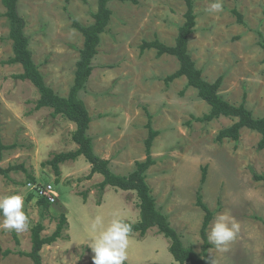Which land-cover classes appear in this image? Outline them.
<instances>
[{
  "label": "rangeland",
  "instance_id": "374dc122",
  "mask_svg": "<svg viewBox=\"0 0 264 264\" xmlns=\"http://www.w3.org/2000/svg\"><path fill=\"white\" fill-rule=\"evenodd\" d=\"M213 2L194 0L196 26L189 36V51L207 81L224 77L219 92L226 100L239 105L245 97L254 116L262 117L264 0H221V12L209 11ZM18 5L27 22L30 48L46 82L60 95L68 96L84 45V36L73 21L91 24L98 0H19ZM108 5L111 20L101 34L92 74L79 94L92 117L88 134L94 152L110 160L115 173L129 175L136 161L147 157L151 114L159 134L152 146L155 163L147 170V182L158 208L185 246L202 251L206 212L197 205L200 191L213 212L208 235L215 218L225 212L239 225L227 251H218L211 244L207 264H264V180L257 177L264 176V149L258 148L261 134L245 127L239 140L219 142L218 133L237 118L197 120L210 112V104L200 98L196 88L187 85L186 77L165 81L178 70L177 57L158 56L156 48L141 50L144 41L155 38L175 44L185 21L186 1L110 0ZM5 10L0 0V139L17 146L4 150L1 165L18 168L9 177L0 175V196L23 195L30 227L17 232L0 226V264H33L30 257L19 254L31 250L32 227L42 222V236L50 235L61 213L67 215L69 226L56 242L43 246V264H93L95 253L88 243L114 218L139 221V196L136 190L109 185L102 191L99 184L103 175L95 173L89 178L92 166L84 156L61 163V174L48 164L54 154L78 148L72 138L76 123L53 116L49 107L37 109V87L14 77L23 67L5 62L14 54ZM29 182L52 184L56 201L43 209L37 202L40 195ZM30 193L34 196L28 200ZM170 244L158 227L148 229L143 236L132 233L124 262L180 264Z\"/></svg>",
  "mask_w": 264,
  "mask_h": 264
},
{
  "label": "trees",
  "instance_id": "16d2710c",
  "mask_svg": "<svg viewBox=\"0 0 264 264\" xmlns=\"http://www.w3.org/2000/svg\"><path fill=\"white\" fill-rule=\"evenodd\" d=\"M110 0H98V10L94 13V21L85 25L78 20L73 21V26L79 30L84 36V45L80 51V58L77 61L74 83L70 88L68 96H62L54 90V88L46 82L40 66L34 59V52L30 48V36L26 32L27 22L19 11V0H2L6 10L3 13L7 17L10 27L9 37L13 41V56L5 62L9 64H21L23 72L15 74L14 77L22 80L31 81L37 87L40 97L37 100L36 108L49 107L53 109L52 115H61L76 123V129L73 131L72 138L78 144V148L71 151L59 152L54 154L53 158L48 160V164L52 165L57 174H61L60 164L68 160H76L80 156H84L91 164V172L88 175L91 178L95 173L103 175L104 179L99 184L102 191L106 186H113L123 190H136L140 199V220L131 222L125 220L131 226L132 233L139 232L145 235L148 229L158 227L159 232L171 240L170 250L177 262L180 264H207L208 252L211 243L208 240L207 229L213 218V212L203 201L200 191L197 195V205L205 210L203 225L201 228V236L203 239L202 251L197 252L193 247L185 246L178 231L172 227L167 215L163 213L157 206L156 199L152 194L151 188L147 182V170L155 163L152 155V146L159 134L154 129L152 116L148 113L149 121L147 127L149 135L146 139L147 157L144 161H136V168L129 175H120L115 173L110 167V160L103 159L94 152L92 137L88 134L92 117L86 106V103L80 98V92L85 89L86 84L92 74L94 66L93 58L98 52V46L101 41V34L106 30L112 16V10L109 7ZM135 1L136 0H132ZM187 10L185 12V21L179 27L175 44L168 45L159 38L152 41H144L141 50L156 48L158 56L169 54L177 57L180 66L177 71L165 78L166 83L171 82L178 77H186L187 85L198 90V95L208 104L211 109L209 113L197 120L210 122L220 116L237 118L235 122L224 129L218 135L217 140L223 141L225 138L239 140L241 129L247 127L261 134L258 143L259 149H264V116L255 117L253 111L247 107L245 97L239 104H233L226 100L219 92L223 82V76H219L214 82L207 81L202 75V69L198 68L189 51V36L193 33L196 26V13L194 11V0H185ZM238 20L243 23L242 15L235 10ZM260 45L264 49V41H260ZM17 145L15 143L5 144L0 139V175L9 177L11 172L16 170L18 166L9 165L3 167V152L6 149H13ZM207 175V167L203 168V181ZM264 180V176H257ZM30 180H34L33 177ZM34 193H30L28 200L32 199ZM38 204L46 209L50 205V200L44 196H39ZM69 226L67 215L61 213L55 231L47 236H42L45 226L42 222H38L32 227V247L30 251H19V254L30 257L33 264H43L41 250L44 245H50L63 236V230ZM16 236V235H15ZM17 239V238H16ZM18 241V240H17ZM124 264H130L124 262ZM159 264V263H152Z\"/></svg>",
  "mask_w": 264,
  "mask_h": 264
},
{
  "label": "clouds",
  "instance_id": "9594fccd",
  "mask_svg": "<svg viewBox=\"0 0 264 264\" xmlns=\"http://www.w3.org/2000/svg\"><path fill=\"white\" fill-rule=\"evenodd\" d=\"M221 0H214L209 11L221 12ZM0 217L5 230L17 232L27 231L30 227L29 218L24 211V197L22 194H8L0 196ZM96 223L101 219L97 217ZM239 231V225L227 213L219 214L211 227L208 240L218 251L228 250V245L234 241ZM131 226L121 218H114L106 227L96 234L88 243L95 253L93 264H124L127 259L126 249Z\"/></svg>",
  "mask_w": 264,
  "mask_h": 264
},
{
  "label": "built area",
  "instance_id": "2783aa9c",
  "mask_svg": "<svg viewBox=\"0 0 264 264\" xmlns=\"http://www.w3.org/2000/svg\"><path fill=\"white\" fill-rule=\"evenodd\" d=\"M28 186H32L40 196H44L49 199L51 202H55L57 199L56 191L52 184L39 185L33 182H29Z\"/></svg>",
  "mask_w": 264,
  "mask_h": 264
},
{
  "label": "crops",
  "instance_id": "0c3cea01",
  "mask_svg": "<svg viewBox=\"0 0 264 264\" xmlns=\"http://www.w3.org/2000/svg\"><path fill=\"white\" fill-rule=\"evenodd\" d=\"M104 203H105V200H104V202H102V203L100 204V207H101Z\"/></svg>",
  "mask_w": 264,
  "mask_h": 264
}]
</instances>
